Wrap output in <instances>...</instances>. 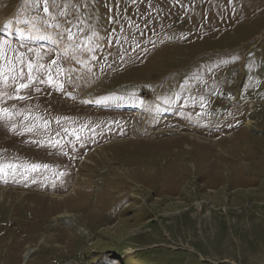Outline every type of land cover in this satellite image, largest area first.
<instances>
[{"label": "rangeland", "instance_id": "obj_1", "mask_svg": "<svg viewBox=\"0 0 264 264\" xmlns=\"http://www.w3.org/2000/svg\"><path fill=\"white\" fill-rule=\"evenodd\" d=\"M49 4L0 0L45 65L0 107L48 123L0 163L49 166L0 178V264H264V0Z\"/></svg>", "mask_w": 264, "mask_h": 264}, {"label": "snow or ice", "instance_id": "obj_2", "mask_svg": "<svg viewBox=\"0 0 264 264\" xmlns=\"http://www.w3.org/2000/svg\"><path fill=\"white\" fill-rule=\"evenodd\" d=\"M34 2L36 4V9L42 10L44 16H48L50 14L51 5L49 4V0H34ZM133 2H135V0H133ZM37 14H39V11H37ZM27 52L32 53V56H26L18 49H13L12 42L9 41L6 36L4 38H0V86H2L3 89H12V91H6L3 93V95L7 96L8 99H13V94L15 93L16 95L14 98L22 101L24 97L19 94L22 91L35 86L38 76L40 80H43V75H41V73L45 71V65L39 62L40 53L35 52V50L31 48H28ZM33 56L37 57V59L33 60ZM55 63L56 61L53 60L52 64ZM48 82H51L50 75L48 77ZM0 99H3V96H0ZM21 115L22 114L9 107H0V121L5 122V127L8 131L34 135L38 132L47 131V121L45 120L41 124L39 123V117H32L31 119L33 122L23 123L18 129L16 121L17 117ZM23 120L28 121L29 117L24 116ZM35 142L40 143L39 140ZM57 145H59V141L50 140V146L56 147ZM42 169L48 170V164H39L34 162L0 163V178H4L6 182V178L8 176L16 177L19 175L27 181L30 173H38ZM60 175H63V173Z\"/></svg>", "mask_w": 264, "mask_h": 264}, {"label": "bare ground", "instance_id": "obj_3", "mask_svg": "<svg viewBox=\"0 0 264 264\" xmlns=\"http://www.w3.org/2000/svg\"><path fill=\"white\" fill-rule=\"evenodd\" d=\"M251 122H247L246 123V125L248 126V127H250L251 126ZM98 152V151H97ZM62 217L64 216V218L65 219H67V218H71V216H70V214H68V213H63V215H61ZM73 217V216H72ZM83 233V235H86L87 233H85V232H82ZM32 254V250H27L24 254H23V258H24V260H28V258L30 257V255Z\"/></svg>", "mask_w": 264, "mask_h": 264}]
</instances>
